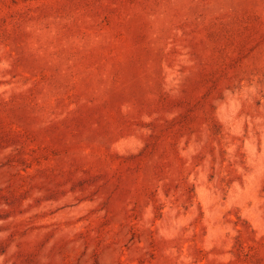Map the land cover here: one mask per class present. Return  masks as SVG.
I'll return each instance as SVG.
<instances>
[{
    "label": "rangeland",
    "instance_id": "374dc122",
    "mask_svg": "<svg viewBox=\"0 0 264 264\" xmlns=\"http://www.w3.org/2000/svg\"><path fill=\"white\" fill-rule=\"evenodd\" d=\"M0 264H264V0H0Z\"/></svg>",
    "mask_w": 264,
    "mask_h": 264
}]
</instances>
